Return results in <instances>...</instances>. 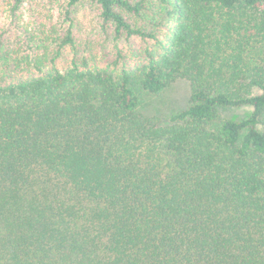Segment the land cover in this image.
<instances>
[{"label":"trees","instance_id":"16d2710c","mask_svg":"<svg viewBox=\"0 0 264 264\" xmlns=\"http://www.w3.org/2000/svg\"><path fill=\"white\" fill-rule=\"evenodd\" d=\"M23 2L0 26V264H264V0H64L36 32ZM177 80L187 108L144 115Z\"/></svg>","mask_w":264,"mask_h":264},{"label":"rangeland","instance_id":"374dc122","mask_svg":"<svg viewBox=\"0 0 264 264\" xmlns=\"http://www.w3.org/2000/svg\"><path fill=\"white\" fill-rule=\"evenodd\" d=\"M63 3L64 0H24L22 8L19 11L20 21L33 32H36L39 28L43 29L39 23L46 24V28L53 26L57 22L58 17H60V9ZM8 9V0H0V26L10 21L8 18ZM73 17L75 21L74 33L80 55L82 54L81 46L86 42L94 46V52L97 53L99 57L106 55L107 51L102 45L104 35L98 29V15L95 7L93 6L92 8L89 5H80V7L74 11ZM256 32L257 31L252 30L251 33ZM121 47L124 49V44H122ZM125 50L127 51L128 48L125 47ZM99 57H97V59ZM71 58L72 51L66 47L61 58L58 60V66L60 68L65 67L68 62H70ZM245 59L252 66L264 68V37L253 39L247 47ZM98 61L103 63L102 60L98 59ZM190 95V84L185 80H177L159 95L144 96L142 113L149 117H157L165 122L172 114L187 108ZM250 112L251 108L243 107L229 109L224 111L223 114L227 118L240 119L250 114Z\"/></svg>","mask_w":264,"mask_h":264}]
</instances>
